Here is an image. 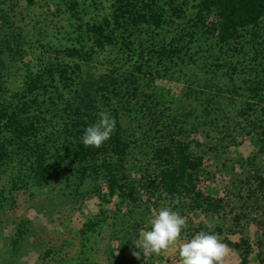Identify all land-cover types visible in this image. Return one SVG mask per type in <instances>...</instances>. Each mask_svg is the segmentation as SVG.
<instances>
[{
	"label": "rangeland",
	"instance_id": "rangeland-1",
	"mask_svg": "<svg viewBox=\"0 0 264 264\" xmlns=\"http://www.w3.org/2000/svg\"><path fill=\"white\" fill-rule=\"evenodd\" d=\"M146 1L161 26L118 25L116 0H0L1 102L40 117L49 166L42 186L24 150L0 169V264H241L242 241L249 264H264V17L225 44L214 15L201 23L202 0H135L137 12ZM99 25L112 44L98 43ZM86 95L96 129L118 123L130 145L136 204L110 195L103 174L80 181L67 111ZM171 140L200 144L196 193L221 211L140 189Z\"/></svg>",
	"mask_w": 264,
	"mask_h": 264
},
{
	"label": "trees",
	"instance_id": "trees-1",
	"mask_svg": "<svg viewBox=\"0 0 264 264\" xmlns=\"http://www.w3.org/2000/svg\"><path fill=\"white\" fill-rule=\"evenodd\" d=\"M135 0H116L115 22L119 25L126 18L134 26L140 24H155L161 26L162 18L153 9L155 3L149 5L146 1L144 13L137 12ZM150 14V15H149ZM214 15L217 20L211 29L225 44L236 41L239 34L248 28H255L264 17V0H202L200 4V21L206 26V21ZM108 24V21H106ZM94 33L99 44H112L111 35L105 34L103 25L94 27ZM163 52H167L164 49ZM29 91L36 90V83L29 85ZM2 87L0 86V92ZM90 95L81 97L78 107L67 111L70 125L69 132L70 153L77 166L80 181L84 182L88 176L103 174L107 182L110 195L120 194L129 202H139V195L135 185L123 183L124 163L130 149L129 143L123 136L121 126L109 133H101L96 129L97 119L92 114ZM40 117L31 116L28 103L10 109L4 106L0 96V169L8 164L16 149L24 150L30 161L33 178L39 186L48 182L49 166L47 148L38 144L40 136ZM197 142H182L171 140L170 144L158 148L154 153L157 163L155 179H149L145 190L153 200L156 195H164L173 204L190 206V210H203L217 213L223 209L220 200L205 197L196 193L193 178L200 171L204 157L197 153ZM152 180H154L155 185ZM153 184V185H152ZM146 186V185H144ZM139 189V190H140ZM94 228V227H93ZM219 236L221 231L218 230ZM241 253V264H249L250 246L242 241L236 245ZM263 264V263H262Z\"/></svg>",
	"mask_w": 264,
	"mask_h": 264
}]
</instances>
